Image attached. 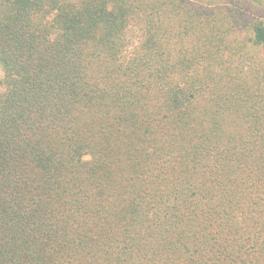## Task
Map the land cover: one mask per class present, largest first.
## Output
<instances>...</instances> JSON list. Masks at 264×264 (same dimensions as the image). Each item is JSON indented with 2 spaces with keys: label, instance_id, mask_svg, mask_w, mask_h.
Instances as JSON below:
<instances>
[{
  "label": "trees",
  "instance_id": "1",
  "mask_svg": "<svg viewBox=\"0 0 264 264\" xmlns=\"http://www.w3.org/2000/svg\"><path fill=\"white\" fill-rule=\"evenodd\" d=\"M0 264H264V0H0Z\"/></svg>",
  "mask_w": 264,
  "mask_h": 264
},
{
  "label": "rangeland",
  "instance_id": "2",
  "mask_svg": "<svg viewBox=\"0 0 264 264\" xmlns=\"http://www.w3.org/2000/svg\"><path fill=\"white\" fill-rule=\"evenodd\" d=\"M0 74H1V69H0Z\"/></svg>",
  "mask_w": 264,
  "mask_h": 264
}]
</instances>
